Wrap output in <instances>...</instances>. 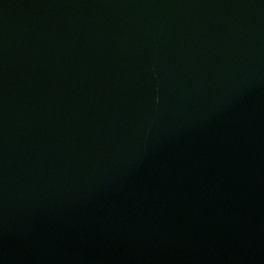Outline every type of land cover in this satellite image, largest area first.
I'll use <instances>...</instances> for the list:
<instances>
[{
	"label": "water",
	"instance_id": "obj_1",
	"mask_svg": "<svg viewBox=\"0 0 264 264\" xmlns=\"http://www.w3.org/2000/svg\"><path fill=\"white\" fill-rule=\"evenodd\" d=\"M0 264H264V0H0Z\"/></svg>",
	"mask_w": 264,
	"mask_h": 264
}]
</instances>
